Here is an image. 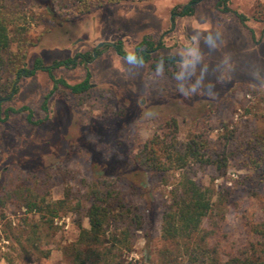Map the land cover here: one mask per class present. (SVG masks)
Returning <instances> with one entry per match:
<instances>
[{
	"label": "rangeland",
	"instance_id": "1",
	"mask_svg": "<svg viewBox=\"0 0 264 264\" xmlns=\"http://www.w3.org/2000/svg\"><path fill=\"white\" fill-rule=\"evenodd\" d=\"M3 2L12 35L26 27L30 46L18 93L0 101V264L8 257L12 264H74L77 247L84 251L78 264L264 261V177L252 164L264 136V0H228L227 12L220 0H128L76 17L68 14L72 0ZM187 7L193 15L174 16ZM144 39L163 45L145 64L112 46L121 42L133 54ZM85 54L96 57L53 75L76 85L89 72L86 97L54 89L43 71L29 74L37 59L49 66ZM167 57L178 60L174 67L161 65ZM168 117L178 120L180 144L202 132L210 154L228 157L223 171L188 167L191 179L214 191V207L201 232L179 243L164 241L161 228L181 173H154L135 160ZM103 182L123 195L130 213L112 220L102 244L78 246L80 229L90 228L87 186ZM30 199L66 200L68 209L45 224L41 214H28ZM32 224L40 226L47 258L14 241Z\"/></svg>",
	"mask_w": 264,
	"mask_h": 264
},
{
	"label": "trees",
	"instance_id": "2",
	"mask_svg": "<svg viewBox=\"0 0 264 264\" xmlns=\"http://www.w3.org/2000/svg\"><path fill=\"white\" fill-rule=\"evenodd\" d=\"M121 1L128 0H99L98 4H93V6L90 4L91 0H72L71 3L74 8L69 9L68 14L71 17H76L78 14H87L96 7ZM3 3V0H0V101H8L18 93L19 89L15 84L17 78L21 76V69L26 61L30 40L24 36L27 31L26 27H17L14 36L12 35L10 14ZM227 4L228 0H220L219 2L225 12L229 11ZM193 13V8L187 7L179 14L175 13L174 16H191ZM238 17L241 20L244 19L243 16L238 15ZM112 46L118 56L140 64L150 62L152 54L163 47L162 44H155L148 39H144L136 47L133 54L126 52L121 42ZM93 57L94 55L90 54L78 55L76 58L57 61L49 66L44 65L41 60L37 59L34 70L30 71L29 74H33L38 70L43 71L48 74L54 83V89L61 85L74 96L86 97L92 88L89 72L86 78L76 85H70L62 79H56L53 72L60 67L75 68L78 59L82 58V61L87 63ZM177 62L176 58L167 57L161 62V65L169 69L174 67ZM153 68L157 69V66L154 65ZM82 103H84L83 100ZM46 108L45 102L44 109ZM178 130L179 125L176 117L161 119L158 123L157 132L140 147L138 154L135 156L138 165L154 173H181L178 184L171 191V200L165 205L161 228L162 239L175 243L191 240L199 234L204 220L213 212L214 207V191L200 187L191 179L187 172L188 167L192 164L215 165L218 171H223L228 165L227 156L210 154L208 141L204 133L197 134V132H193L189 134L188 141L185 144H180ZM259 151L260 154L252 160V164L264 177V136ZM102 185V188L87 186L88 193L85 196V201L89 204L87 217L90 228L80 229L78 246L102 244V239L106 236V229L112 220L117 217L121 218L125 213H130V210L125 211L126 206L123 204V195L108 182H103ZM81 208V202L77 203L76 210L78 214H80ZM117 208L120 209L119 215L115 214ZM26 209L28 214H41L44 223L48 224L53 223L56 218L60 217L61 213L68 209V202L59 200L53 204H46L45 201L39 202L37 199H30L26 203ZM30 230V232L22 230V233L14 234L16 244L21 247L24 253L28 254L33 251L46 258L49 257L51 251L43 254V250L38 246L40 226L32 224ZM125 235L128 236L127 233ZM8 239L13 241L11 238ZM76 252L74 264H78L84 255V251L80 247L76 248ZM262 254L264 257V246ZM103 255L98 254L99 257ZM1 259L2 257H0V262ZM4 259L8 264L13 263V260L9 257ZM228 264H264V261L234 260L228 262Z\"/></svg>",
	"mask_w": 264,
	"mask_h": 264
},
{
	"label": "water",
	"instance_id": "3",
	"mask_svg": "<svg viewBox=\"0 0 264 264\" xmlns=\"http://www.w3.org/2000/svg\"><path fill=\"white\" fill-rule=\"evenodd\" d=\"M102 45H103V44H100V45L98 46V48L101 47ZM94 57H96V55H95Z\"/></svg>",
	"mask_w": 264,
	"mask_h": 264
},
{
	"label": "flooded vegetation",
	"instance_id": "4",
	"mask_svg": "<svg viewBox=\"0 0 264 264\" xmlns=\"http://www.w3.org/2000/svg\"><path fill=\"white\" fill-rule=\"evenodd\" d=\"M24 73V72H23Z\"/></svg>",
	"mask_w": 264,
	"mask_h": 264
}]
</instances>
